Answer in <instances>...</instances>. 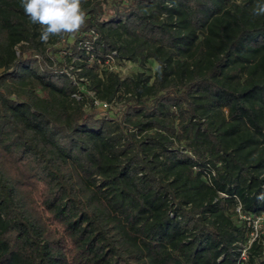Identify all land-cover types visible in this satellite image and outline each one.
Returning a JSON list of instances; mask_svg holds the SVG:
<instances>
[{"label": "trees", "instance_id": "16d2710c", "mask_svg": "<svg viewBox=\"0 0 264 264\" xmlns=\"http://www.w3.org/2000/svg\"><path fill=\"white\" fill-rule=\"evenodd\" d=\"M104 1L45 44L0 0V264H264L256 0Z\"/></svg>", "mask_w": 264, "mask_h": 264}, {"label": "clouds", "instance_id": "9594fccd", "mask_svg": "<svg viewBox=\"0 0 264 264\" xmlns=\"http://www.w3.org/2000/svg\"><path fill=\"white\" fill-rule=\"evenodd\" d=\"M20 5L31 23L41 26L39 39L45 44L56 36L76 34L87 24L82 0H20ZM251 15L264 16V0H256ZM257 198L264 200V193Z\"/></svg>", "mask_w": 264, "mask_h": 264}, {"label": "rangeland", "instance_id": "374dc122", "mask_svg": "<svg viewBox=\"0 0 264 264\" xmlns=\"http://www.w3.org/2000/svg\"><path fill=\"white\" fill-rule=\"evenodd\" d=\"M104 5V9H105V13L103 15V18H108V17H111L114 15V0H106L104 1L103 3ZM74 39L72 36H70L69 38L67 39H63L61 42H58L56 44L53 45L52 48H50L49 50H46L45 51V55L47 56H52L53 57V61L55 63V65L58 64V61L62 58V56L66 53H69V51H71V48L69 47V45H71L73 43ZM124 69V75H129L130 73H133L135 70H139L141 69L139 67V65L137 64H132V63H128L127 66L123 64L122 66ZM128 69H127V68ZM73 67H71L70 69H72ZM145 69H147V71L149 73H154L157 69V62L156 61H150L147 65V68L144 67ZM117 69H121V66H118ZM73 76L77 77V75L73 74ZM88 84V83H87ZM81 89L86 91L87 88H86V85H83L81 84ZM89 95H94L93 92H88ZM111 107V108H110ZM110 114H116L122 109L123 105L122 104H114L112 106H110ZM99 112L101 114H108V109L105 108V107H100L98 108ZM261 235H263V238H264V222L262 223V226H261V229H260V232H259ZM253 237V235H252Z\"/></svg>", "mask_w": 264, "mask_h": 264}, {"label": "built area", "instance_id": "2783aa9c", "mask_svg": "<svg viewBox=\"0 0 264 264\" xmlns=\"http://www.w3.org/2000/svg\"><path fill=\"white\" fill-rule=\"evenodd\" d=\"M116 53V51H114V54ZM108 63H109V68L111 69V70H114V71H117V72H119V73H121L123 76H126V75H124V69H122L123 67V64L124 65H126L127 66V64L128 63H132V64H136V63H134V62H132V61H129V60H125L123 63H117V62H109L108 61ZM118 66H121V69H117V67ZM127 68V67H126ZM128 69V68H127ZM92 92V91H91ZM94 93V92H93ZM95 103L98 105V107L100 106V107H105V108H107L108 109V107H110V106H112L111 104H109V103H107V102H103V101H100V100H96L95 101ZM238 210L240 211L241 210V207H239L238 208ZM245 217V216H244ZM247 219H249L250 220V218L251 217H246ZM264 222V212L262 213V214H260V215H258V216H256V217H254V218H252L251 220H250V223H252V225H253V227H254V231L252 232V235H253V237H252V239H251V241L253 240V239H255V237H257V236H259V232H260V229H261V226H262V223ZM243 255H245V250H244V252H243Z\"/></svg>", "mask_w": 264, "mask_h": 264}]
</instances>
